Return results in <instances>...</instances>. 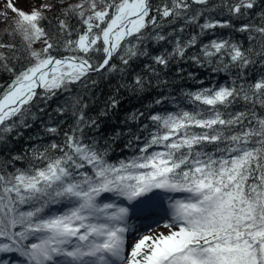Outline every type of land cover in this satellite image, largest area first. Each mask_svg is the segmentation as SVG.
<instances>
[{"label":"snow or ice","instance_id":"obj_1","mask_svg":"<svg viewBox=\"0 0 264 264\" xmlns=\"http://www.w3.org/2000/svg\"><path fill=\"white\" fill-rule=\"evenodd\" d=\"M5 7L0 264H264V0Z\"/></svg>","mask_w":264,"mask_h":264},{"label":"trees","instance_id":"obj_2","mask_svg":"<svg viewBox=\"0 0 264 264\" xmlns=\"http://www.w3.org/2000/svg\"><path fill=\"white\" fill-rule=\"evenodd\" d=\"M76 0H66V3H75ZM5 3L6 0H0V12H4L7 11L6 7H5ZM13 3L16 4V7L18 8H22L25 11L29 10L30 7V1H24V0H18V1H14ZM49 16L52 15V13H48ZM8 17L9 20L12 17V13L8 12ZM4 17L0 16V40L4 41V42H8L11 43L12 38L9 35L5 34L6 28L8 27L5 23H3ZM16 43H19V38L17 37L15 40ZM247 44V42L245 41V45ZM13 52V49H8V48H3L0 49V53H6V54H11ZM180 67H184L188 70H192V71H197L199 73V78L205 79L206 82H214V81H219L220 83H228V79L226 74H217V75H209V73L205 70H201V69H195L193 68L191 65H187V64H180ZM176 65H173V72H170V75L174 74V69H175ZM10 79V77L6 74H0V83H6L8 80ZM181 85L179 84V82L177 83V87H180ZM184 86L185 87H198V85H194L192 84L190 81H185L184 82ZM105 94H107V89H105ZM154 95V94H153ZM150 101V96H145L144 99L142 101H138L136 99H132L130 101H127L125 104L121 105V111L123 112H127L131 109L134 108H141L143 105L147 104ZM55 104V102H53ZM122 143V142H121ZM19 147V145L17 146ZM118 149L120 147V145L117 146ZM120 155H123V152L119 153ZM116 153H114L110 158L111 159H115L116 158ZM160 219H165L163 214H161L160 216L154 218L153 220H149V221H144L146 224L147 222L152 223V222H156Z\"/></svg>","mask_w":264,"mask_h":264},{"label":"rangeland","instance_id":"obj_3","mask_svg":"<svg viewBox=\"0 0 264 264\" xmlns=\"http://www.w3.org/2000/svg\"><path fill=\"white\" fill-rule=\"evenodd\" d=\"M14 1H18V0H14ZM24 1H30V2H35V3H39L40 2V0H24ZM163 220L162 219L158 220V221H161V226L157 230L160 231V232H165L166 233L167 230L162 227ZM149 226H151L152 228H157V222H155V223L152 222V224H149L148 226L142 227V228L143 229H147Z\"/></svg>","mask_w":264,"mask_h":264}]
</instances>
